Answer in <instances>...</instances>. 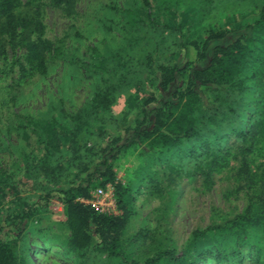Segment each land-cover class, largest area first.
<instances>
[{
	"label": "rangeland",
	"instance_id": "rangeland-1",
	"mask_svg": "<svg viewBox=\"0 0 264 264\" xmlns=\"http://www.w3.org/2000/svg\"><path fill=\"white\" fill-rule=\"evenodd\" d=\"M149 1L144 9L136 0H78L70 13L47 2L43 38L58 52L49 56L46 74L22 72L10 56L0 57V224L20 202L38 205L18 238L11 228L0 233L14 241L18 264H107L96 241L83 256L68 246L55 189L136 116L153 89L151 75L177 59L181 41H203L211 30L250 23L264 4ZM248 85L240 96L212 102L213 119L201 123L196 138L133 151L127 165L135 168L134 214L121 241L138 262L166 249L181 252L193 231L242 213L263 193L264 127L251 126L264 112V87ZM115 170L129 180L123 167ZM196 245L194 254L204 253L199 264H264V219L241 237L209 233Z\"/></svg>",
	"mask_w": 264,
	"mask_h": 264
},
{
	"label": "trees",
	"instance_id": "trees-1",
	"mask_svg": "<svg viewBox=\"0 0 264 264\" xmlns=\"http://www.w3.org/2000/svg\"><path fill=\"white\" fill-rule=\"evenodd\" d=\"M77 1L0 0V57L10 56L11 62L19 63L22 72L46 74L47 60L58 52V47L43 38L41 7L48 2L70 13ZM136 1L149 9V0ZM163 26L176 29L177 25L165 23ZM180 46L177 59L168 65H159L151 75L149 83L153 89L142 100L136 116L125 119L96 155L55 189L64 206L65 224L70 233L67 244L81 256L96 241L106 253L107 264H199L204 253L194 254L198 239L209 233L224 232L241 237L249 226L264 219L262 177L263 193L256 196L255 204H248L242 213L202 231H193L179 253L166 249L138 262L121 241L134 214L130 185L135 168L127 165L133 151L142 145L170 149L192 140L203 131L201 123L212 121L213 103L220 95L237 93L240 96L249 87V81L262 82L264 87V4L252 22L211 30L203 41H181ZM210 95L214 98L208 102ZM263 127L264 112L255 119L251 129ZM119 167L124 168V176L129 179L126 182L117 176L115 169ZM106 184L114 188L116 214L99 212L83 201L91 197L94 188ZM37 206L20 202L16 214L3 217L0 233L4 228H11L18 238L27 220L38 212ZM13 243L0 234V264H18Z\"/></svg>",
	"mask_w": 264,
	"mask_h": 264
},
{
	"label": "built area",
	"instance_id": "built-area-1",
	"mask_svg": "<svg viewBox=\"0 0 264 264\" xmlns=\"http://www.w3.org/2000/svg\"><path fill=\"white\" fill-rule=\"evenodd\" d=\"M103 213H118L115 203L114 188L111 184L104 187H96L89 199L83 200Z\"/></svg>",
	"mask_w": 264,
	"mask_h": 264
}]
</instances>
